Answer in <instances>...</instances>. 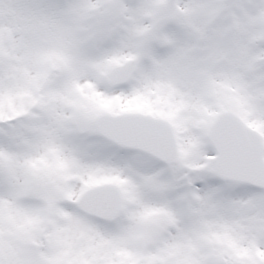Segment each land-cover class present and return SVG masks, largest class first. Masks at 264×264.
<instances>
[{"label": "snow or ice", "instance_id": "snow-or-ice-1", "mask_svg": "<svg viewBox=\"0 0 264 264\" xmlns=\"http://www.w3.org/2000/svg\"><path fill=\"white\" fill-rule=\"evenodd\" d=\"M0 264H264V0H0Z\"/></svg>", "mask_w": 264, "mask_h": 264}]
</instances>
